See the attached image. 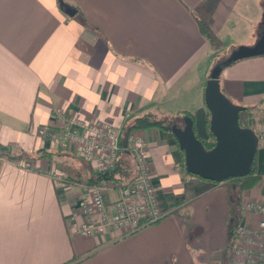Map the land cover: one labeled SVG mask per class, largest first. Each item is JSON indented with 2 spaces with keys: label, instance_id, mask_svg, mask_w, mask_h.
<instances>
[{
  "label": "crops",
  "instance_id": "1",
  "mask_svg": "<svg viewBox=\"0 0 264 264\" xmlns=\"http://www.w3.org/2000/svg\"><path fill=\"white\" fill-rule=\"evenodd\" d=\"M64 1L76 8L72 16L58 0H0V152L67 149L63 117L124 128L146 112L172 120L184 110L194 116L196 135L209 139L203 90L218 51L200 33L195 13L207 14L223 44L238 46L259 37L264 12V0ZM219 84L234 103L255 110L264 103V53L224 68ZM132 132L146 141L163 217L130 233L80 235L71 216L80 221L76 201L90 185L69 175L58 180L63 172L50 158L1 155L0 264H228L240 204L264 193V142L255 152L259 178L240 189L181 167L171 131ZM77 157L87 177L94 174L91 161ZM118 162L130 180V152L121 151Z\"/></svg>",
  "mask_w": 264,
  "mask_h": 264
},
{
  "label": "built area",
  "instance_id": "2",
  "mask_svg": "<svg viewBox=\"0 0 264 264\" xmlns=\"http://www.w3.org/2000/svg\"><path fill=\"white\" fill-rule=\"evenodd\" d=\"M60 135L68 141L67 149L91 161L95 173L113 168L119 153L128 150L133 157L135 174L127 182L108 180L88 187L76 201L77 221L71 216V228L76 233L89 236L107 231L134 232L157 222L164 213L159 208L151 170L144 158L146 141L138 133H128L124 147L120 126L110 125L99 118L78 120L61 118ZM258 142H264V127L255 130ZM47 135L44 128L38 130ZM58 180H64L60 174ZM116 192L110 198L107 193ZM241 218L231 229L226 250L228 264H264V193L258 199L240 204Z\"/></svg>",
  "mask_w": 264,
  "mask_h": 264
},
{
  "label": "water",
  "instance_id": "3",
  "mask_svg": "<svg viewBox=\"0 0 264 264\" xmlns=\"http://www.w3.org/2000/svg\"><path fill=\"white\" fill-rule=\"evenodd\" d=\"M58 1L60 8L68 15L72 16L76 12L74 6L64 0ZM263 53L264 33H261L253 44L236 46L211 67L203 90L204 104L209 114L208 128L214 138L210 148H205L202 139L196 135L189 116H184L181 124L174 122L171 125V133L176 138L178 147L183 150V164L187 172L213 182L250 173L258 137L251 127L240 125L239 112L245 107L234 103L222 92L219 75L233 62ZM127 136L128 132H124L121 139L124 147Z\"/></svg>",
  "mask_w": 264,
  "mask_h": 264
},
{
  "label": "trees",
  "instance_id": "4",
  "mask_svg": "<svg viewBox=\"0 0 264 264\" xmlns=\"http://www.w3.org/2000/svg\"><path fill=\"white\" fill-rule=\"evenodd\" d=\"M195 19L197 22L198 29L200 33L204 36V38L207 40L209 46L213 51H218L223 47V42L222 40L214 33V31L211 28L210 25V20L207 16V14L203 13H195ZM217 60V59H216ZM240 105V104H239ZM244 106V105H242ZM240 112H239V123L242 126H252L253 120L249 116L250 114V108L248 106H244ZM184 116H189L193 123H194V116L188 112V111H179L176 114H174L172 117V120L174 119H180ZM170 117L164 116L162 114L158 115L153 112H146L143 114H140L138 116L133 117L128 124L122 128L123 133L128 132L131 133L132 131L136 130H143L149 127H158L161 128L165 131H171V125L168 124V122L164 121H170ZM171 120V121H172ZM179 120V121H180ZM177 122V121H175ZM182 122V121H180ZM179 123V122H177ZM209 114L207 112V117H206V129L209 134V139L202 140L205 148H210L213 145L214 138L212 134L209 132ZM194 128V124H193ZM123 137V136H122ZM61 151L60 148H57L52 150V149H44V148H39L37 149L34 153H28V154H22L21 153H15L13 154L11 151L6 150L3 152H0L1 155H6L10 159H15L16 157L19 158L21 155H24V158L29 162L31 159H36V158H41V157H46L49 158L53 154H58L56 152ZM67 152V151H66ZM65 153V152H64ZM184 158H183V150L179 148V157H178V162L181 167L184 168L183 164ZM185 169V168H184ZM256 172V163H255V155L251 164V170L248 175L242 176V177H234V178H229L227 180L233 182L237 188L244 189V188H249L251 187L259 178L258 175L255 174ZM70 179H74V177H70ZM66 180V179H65ZM68 180V179H67ZM108 180H113L115 182H127L128 177H127V171L121 162H116L113 166L112 169L107 170V171H100L94 174H91L88 176V178L85 180L86 184L88 185H94V184H103L104 182Z\"/></svg>",
  "mask_w": 264,
  "mask_h": 264
},
{
  "label": "rangeland",
  "instance_id": "5",
  "mask_svg": "<svg viewBox=\"0 0 264 264\" xmlns=\"http://www.w3.org/2000/svg\"><path fill=\"white\" fill-rule=\"evenodd\" d=\"M263 11H264V4H263ZM259 27H260L259 30L261 31L262 27H263V16H262V18L259 21ZM233 47H236V46L230 45L229 42L225 41L223 47L220 50H218V52L215 51V52H217L218 55L216 56L214 61L216 62L219 59L227 56L228 53L230 52V50L233 49ZM249 116L253 120L252 126H250V127H253L255 130H258L261 127H264V103L257 104L255 106V110H251ZM178 120H180V119H178ZM164 122H166V123L168 122V124H170V125H172L174 123L171 120L170 121L169 120L168 121H164ZM178 124H181V123H178ZM131 133H134V132H131ZM56 153H58V154H53L49 158L51 160H53L55 162L56 166L62 170L63 174L60 172V177L61 178L64 179L68 175L72 176L74 178H76V177L80 178V179H77V180H81V181L82 180H86L88 178L87 174L82 170V167L77 165L82 160L77 157L75 152H72V151L70 152L67 149H62L61 148V151H58ZM83 166L86 167V165H83ZM91 169H92V166H91ZM93 173H95V172L93 171Z\"/></svg>",
  "mask_w": 264,
  "mask_h": 264
},
{
  "label": "flooded vegetation",
  "instance_id": "6",
  "mask_svg": "<svg viewBox=\"0 0 264 264\" xmlns=\"http://www.w3.org/2000/svg\"><path fill=\"white\" fill-rule=\"evenodd\" d=\"M261 33H264V23H263V27H262Z\"/></svg>",
  "mask_w": 264,
  "mask_h": 264
}]
</instances>
